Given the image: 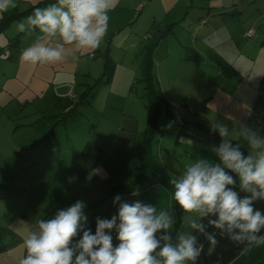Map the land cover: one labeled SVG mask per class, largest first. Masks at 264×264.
I'll return each instance as SVG.
<instances>
[{
	"label": "rangeland",
	"instance_id": "obj_1",
	"mask_svg": "<svg viewBox=\"0 0 264 264\" xmlns=\"http://www.w3.org/2000/svg\"><path fill=\"white\" fill-rule=\"evenodd\" d=\"M123 10L115 6L109 12L108 32L98 49L70 54L54 65L20 61L22 50L38 33L21 35L14 45L10 42L18 32L16 25L0 36V264H19L23 241L40 220L57 210L78 200L85 204L99 200L111 189L123 192L119 189L135 186L125 187V180L135 179L128 166L134 160V141L145 132L151 113L140 98L143 84L135 60L147 47L155 45L152 57L159 95L178 112L181 108L180 118L185 121L178 124L167 113L157 115L149 154L158 177L170 184L191 163L177 148V140L186 138L182 133L217 146L221 138L213 131L216 124L227 125L232 139L246 125L231 99L236 96L234 84L246 78L258 83L264 70V34L251 39L243 38L246 33L228 35L234 25L204 15L193 23L203 34L193 33L187 20L160 39L156 30L167 23L163 14L143 13L137 19L134 13L132 22L128 20L133 46L125 50L126 32L110 35L121 27L117 21L122 20ZM261 23L251 30L264 32ZM107 46L116 68L114 94L108 93V85L93 82L102 72L101 53ZM90 92L91 101L81 99ZM211 94L214 98L204 108L199 99ZM245 264H264V246Z\"/></svg>",
	"mask_w": 264,
	"mask_h": 264
},
{
	"label": "clouds",
	"instance_id": "obj_2",
	"mask_svg": "<svg viewBox=\"0 0 264 264\" xmlns=\"http://www.w3.org/2000/svg\"><path fill=\"white\" fill-rule=\"evenodd\" d=\"M16 6L15 0H0V19ZM114 7L115 0H55L33 8L17 31L38 36L22 50L20 61L54 65L70 54L94 52L108 32ZM213 131L221 138L212 149L218 161L198 158L185 164L170 179L172 192L165 204L128 203L116 195L117 214L97 218L93 234L86 205L78 200L37 223L23 241L26 255L19 264H196L204 251L198 235L208 242V256L216 252L217 235L242 254L264 246V212L255 208L256 202H264V136L242 125L238 133L248 146L245 155L240 143H232L227 125L218 123ZM177 206L187 220L180 230ZM208 227L218 232H208ZM217 264H222L219 255Z\"/></svg>",
	"mask_w": 264,
	"mask_h": 264
},
{
	"label": "trees",
	"instance_id": "obj_3",
	"mask_svg": "<svg viewBox=\"0 0 264 264\" xmlns=\"http://www.w3.org/2000/svg\"><path fill=\"white\" fill-rule=\"evenodd\" d=\"M15 2L17 6L13 9H10L8 12L4 13L3 18L0 19V36L5 34V32L9 30V28H11L12 25L17 26L20 22L25 20L27 16L32 13L33 8L46 7L48 4L54 3L55 0H34V1L15 0ZM21 4H23V6H21ZM143 5L144 3L141 2L140 8L136 10L137 14ZM175 24L176 23L159 25L156 31L160 33V37H162L160 39H163L167 34H170ZM250 31H252L253 36H255L254 31L253 30ZM114 34L115 31L112 32L110 35H114ZM246 34L243 36L244 39H251L253 37L252 36L251 38H247ZM21 35H27V34L17 32V34L12 36V42L10 43L11 44L13 43V45L17 44ZM154 47L155 45L151 47H147L145 49L144 55L141 57L139 61V72L141 75L139 82H142L143 84L140 98L144 99L147 102V104L151 109V113L147 119V128L145 132L142 133L143 135L141 134L140 136H138V138L135 140L133 144L134 160L132 161V163H130L129 169L132 171L134 178L136 179V180L134 179L136 185L129 190L119 189V190H124L123 192H118L117 191L118 189H111L110 192L105 197L99 200L92 201L88 204H85L86 207L84 209V213L87 216V222H88L87 226L92 229L93 234L95 232L97 218L110 219L113 215L117 214L118 205L113 204V199L116 195H124V198L128 196L127 197L128 199L126 200V202L128 203L140 201L145 204H153L159 207L160 205L165 204L168 201L170 194L172 192L171 184L167 183L164 180H161L157 176L154 170L152 158L149 154L150 143H151L150 141L154 140L155 138V134L157 130L156 126H158V118H157L158 113L160 117L164 113H167V115H169L178 124H182L185 122L180 118V114H179V119L178 120L175 119L173 115L174 106H170V104L166 102L163 99V97H161L158 93V83L155 75V70H154L155 66L153 64V57H152L154 53V50L152 48ZM101 55L103 57V62H102L103 64L101 67L102 72L100 73L98 78L93 80V82H96L94 86L108 85L113 79L115 74V66L110 56L109 46L106 47V49L104 50V52L101 53ZM88 57L89 59L92 60L95 58V55L92 54ZM256 91H257L256 98L248 115L246 125L253 128L254 130H258L260 135L264 136V70L258 81ZM91 94L93 93L90 92L87 96H85L86 93H84V96H81V99H83L84 97L85 101H91L90 100ZM208 102H209L208 98H205L200 102V104L203 107H207ZM179 109L181 113V108ZM160 112L162 113L160 114ZM179 132L181 133L183 131L180 130ZM182 134L190 135L188 133H182ZM220 142L221 140L218 143ZM232 143L234 145L236 143H240L242 152H245V150L248 149L246 142L240 136L234 139ZM237 183H238V178H237ZM236 190L239 191L238 187ZM243 195L245 194L241 193V196ZM255 208L264 212V202L261 201L256 202ZM184 220L185 218H183V214L179 209V207L177 206L176 217H175L176 230H179ZM203 223L207 225V218L203 220ZM207 231L218 232V230H215L212 227H208ZM193 234L196 233L194 232ZM113 236H114V240H113L114 244L118 243L115 240V234H113ZM217 239L219 241V244L217 246L216 252L213 255L208 256L206 255L208 249V242L203 235H198V243L203 244L204 251L201 253L196 264H217L218 255L222 257V264H245V262L258 249L255 248L248 254H242L241 250L238 247L234 246L226 238H221L219 235H217ZM25 255H26V250L23 254V257Z\"/></svg>",
	"mask_w": 264,
	"mask_h": 264
},
{
	"label": "crops",
	"instance_id": "obj_4",
	"mask_svg": "<svg viewBox=\"0 0 264 264\" xmlns=\"http://www.w3.org/2000/svg\"><path fill=\"white\" fill-rule=\"evenodd\" d=\"M141 2H143L144 5L138 11V14H136L137 19L140 18V16H142L143 13L145 14V16H148L150 14L155 15L159 11L163 14L166 20L165 22H167L164 23L163 25L176 23L173 26L172 31L169 35L174 33L175 26L178 27L187 20H189L190 26L194 28L193 30H191L193 33H196L198 35L203 34L204 32L203 29L200 28L198 24H193V23L195 19L201 18L204 15H206L209 19H215V20L223 19L222 23L234 25L230 27L229 30L226 31L225 34L228 35L231 34L241 35L242 33L243 34L247 33L252 28L255 29L257 24H259L260 22L262 23L264 22V13H263L264 11L262 10L264 5V0H115V6H117V8H119L120 11L123 10L124 8L121 4L127 6L126 10H123L124 11L123 17H120L122 18V20L117 21V23L121 25V27L117 29V31H119L118 34L122 35L124 32H126V34L128 35L125 38H122V44L126 45L125 50H127L128 48H132L133 46V44H131L132 39L129 35L130 33H132L131 29L129 28V25L131 23H128V20L132 22L131 19H133V14L137 12L136 6L139 5ZM171 13L172 15L169 16V14ZM262 23L261 25L264 26V24ZM117 31L115 30V34H117L116 33ZM259 32L264 34V32L258 30L255 32V36ZM240 39L243 38L241 37ZM199 41L200 40L198 39L195 40L196 43ZM140 59L141 58H136L135 62L139 64ZM136 69L138 72L139 68ZM158 82L159 81L157 79V83ZM112 83H113V79L108 84L107 89H108V93L114 94L117 92L111 89ZM257 85L258 83L256 84L255 82L249 80V78H246L245 81L239 84H234L233 94L236 96H234V98H232L231 101L236 100V105L234 104L231 105L235 106L238 109V113H240L241 116L243 117V120L242 119L240 120L241 123L247 122L248 115L256 98ZM205 98H208L209 102L207 103V105H210V103L212 102V101L210 102V100H213L214 95L211 94L207 97L206 95H204L199 100L202 101ZM227 105H230V103H228ZM198 127L202 128L201 126ZM184 137L186 138L177 140V142H179V144H177V148L179 150L180 148L183 149L181 151L184 152L187 160H191L190 162H192V160H196L198 158H205L213 162L218 161V158L216 157L214 151L212 150L215 146L212 145L210 142L204 139L196 138L193 135L191 136L184 135ZM218 145L219 143L217 142V146ZM248 151L249 150L246 149L244 154L247 155ZM169 158L170 157L168 156V159ZM171 167L173 166L171 165L169 167L170 172L171 173L175 172V169ZM133 184L136 185V183H134V180L132 181L125 180V187L133 186ZM120 196L122 199L124 198V195H120ZM184 223L186 225L187 223L186 219L182 224Z\"/></svg>",
	"mask_w": 264,
	"mask_h": 264
},
{
	"label": "built area",
	"instance_id": "obj_5",
	"mask_svg": "<svg viewBox=\"0 0 264 264\" xmlns=\"http://www.w3.org/2000/svg\"><path fill=\"white\" fill-rule=\"evenodd\" d=\"M252 36H253V32H252V31H249V32L246 34V37H247V38H251ZM179 113H180V109H179V112H178V109H175V107H174L173 115L175 116V119H176V120L179 119Z\"/></svg>",
	"mask_w": 264,
	"mask_h": 264
}]
</instances>
